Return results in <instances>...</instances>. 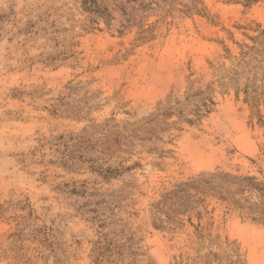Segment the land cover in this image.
<instances>
[{
	"label": "rangeland",
	"instance_id": "1",
	"mask_svg": "<svg viewBox=\"0 0 264 264\" xmlns=\"http://www.w3.org/2000/svg\"><path fill=\"white\" fill-rule=\"evenodd\" d=\"M128 1L0 0V264H264V0Z\"/></svg>",
	"mask_w": 264,
	"mask_h": 264
},
{
	"label": "trees",
	"instance_id": "2",
	"mask_svg": "<svg viewBox=\"0 0 264 264\" xmlns=\"http://www.w3.org/2000/svg\"><path fill=\"white\" fill-rule=\"evenodd\" d=\"M248 1V0H247ZM249 1H255V0H249ZM131 2V4H136L140 7V9L148 8L150 5H153L154 8L162 10L165 8V5L167 3H174L176 2L178 5L181 6L180 11L184 13H190L191 11L197 12V13H204V6L200 5L202 4V0H132L128 1V3ZM165 10V9H164ZM123 14L126 15V12L123 11ZM132 16V14H130ZM180 190V189H179ZM178 191V190H177ZM176 192V191H175ZM173 192V193H175ZM182 195L178 197V204L187 206L190 195L186 193L184 190L181 192ZM183 197V200H180V198ZM176 199V196L172 194L170 197L167 198V200L161 201L156 205V210L153 212L154 220H157L156 222L159 224H162V218L158 215V211H161L162 208H160L161 204L166 205V216H165V222L166 224H169L168 219H172V215L174 213H177L179 211L178 206H173L174 200ZM187 203H185V202ZM184 202V203H182ZM187 208V207H185Z\"/></svg>",
	"mask_w": 264,
	"mask_h": 264
}]
</instances>
